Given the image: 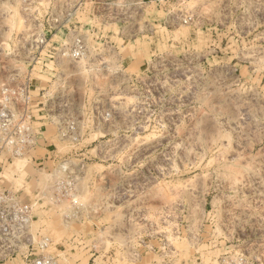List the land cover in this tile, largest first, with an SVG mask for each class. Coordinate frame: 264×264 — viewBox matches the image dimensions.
<instances>
[{
    "label": "rangeland",
    "instance_id": "374dc122",
    "mask_svg": "<svg viewBox=\"0 0 264 264\" xmlns=\"http://www.w3.org/2000/svg\"><path fill=\"white\" fill-rule=\"evenodd\" d=\"M28 80L0 264H264V0H0V90Z\"/></svg>",
    "mask_w": 264,
    "mask_h": 264
},
{
    "label": "built area",
    "instance_id": "2783aa9c",
    "mask_svg": "<svg viewBox=\"0 0 264 264\" xmlns=\"http://www.w3.org/2000/svg\"><path fill=\"white\" fill-rule=\"evenodd\" d=\"M32 85L30 80L19 88L2 87L0 90V168L4 162L30 156L39 147L40 137L46 131L44 121H51L49 110L38 108L33 113L30 105ZM65 123V130L71 129ZM37 125H39L37 127ZM63 129L59 131L64 136ZM31 160L36 159L34 157ZM30 208L11 192H0V238L7 241L19 240L27 233L30 224ZM33 264H54L50 258H41Z\"/></svg>",
    "mask_w": 264,
    "mask_h": 264
},
{
    "label": "crops",
    "instance_id": "0c3cea01",
    "mask_svg": "<svg viewBox=\"0 0 264 264\" xmlns=\"http://www.w3.org/2000/svg\"><path fill=\"white\" fill-rule=\"evenodd\" d=\"M46 141H47V140H45L44 138L42 139V138L40 137L39 145H40V143H44V144H46Z\"/></svg>",
    "mask_w": 264,
    "mask_h": 264
},
{
    "label": "bare ground",
    "instance_id": "6f19581e",
    "mask_svg": "<svg viewBox=\"0 0 264 264\" xmlns=\"http://www.w3.org/2000/svg\"><path fill=\"white\" fill-rule=\"evenodd\" d=\"M65 169V168H64Z\"/></svg>",
    "mask_w": 264,
    "mask_h": 264
}]
</instances>
